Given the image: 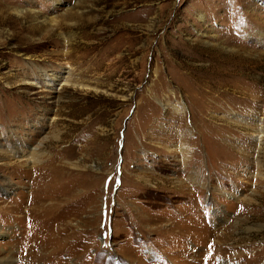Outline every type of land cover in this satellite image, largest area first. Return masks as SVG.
Listing matches in <instances>:
<instances>
[{"label":"rangeland","instance_id":"1","mask_svg":"<svg viewBox=\"0 0 264 264\" xmlns=\"http://www.w3.org/2000/svg\"><path fill=\"white\" fill-rule=\"evenodd\" d=\"M260 118L264 0H0V259L264 264Z\"/></svg>","mask_w":264,"mask_h":264},{"label":"bare ground","instance_id":"2","mask_svg":"<svg viewBox=\"0 0 264 264\" xmlns=\"http://www.w3.org/2000/svg\"><path fill=\"white\" fill-rule=\"evenodd\" d=\"M68 75H69V71L67 69H65V68H63L59 72L56 71V72H52L51 73V72L44 71L43 73H41V76L39 77V80H37L36 82H32L31 84H35V85H37V87H43V89L45 91H51V90H53V88L56 87V85L67 84L70 81L69 80L70 78H69ZM174 109L176 111L183 112L184 107H182V106L181 107L180 106H175ZM233 117H234V119L236 121H242V122L245 123V120L239 119L238 117H235V115H233ZM263 122H264L263 119L260 118V119H258V120H256L254 122L255 123L254 125H252L254 128H257V130L255 129L256 130V133L254 134L255 146L257 147V149L259 148V146L261 144L262 137L264 136V130H263V126L264 125H263ZM179 151H181V153H183L185 155L184 150H183V147H179ZM181 161L184 163L185 160L183 159ZM191 164H193V163H191ZM201 180H203V179H201V177H198V176L194 175L193 181L195 183H199ZM0 264H12V261H7V260L0 259Z\"/></svg>","mask_w":264,"mask_h":264}]
</instances>
